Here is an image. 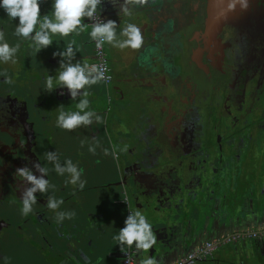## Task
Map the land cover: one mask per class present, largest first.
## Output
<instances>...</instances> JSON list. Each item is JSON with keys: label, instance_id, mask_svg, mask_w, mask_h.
<instances>
[{"label": "flooded vegetation", "instance_id": "flooded-vegetation-1", "mask_svg": "<svg viewBox=\"0 0 264 264\" xmlns=\"http://www.w3.org/2000/svg\"><path fill=\"white\" fill-rule=\"evenodd\" d=\"M211 3L129 0L131 15L124 16L104 0L101 17L116 22L117 36L134 23L143 43L123 50L103 45L111 79L86 86L89 107L101 121L73 130L57 127L56 116L75 110L80 97L70 100L66 89L63 95L59 88L47 92L44 77L58 68L52 52L70 41L74 50L80 47L74 62L96 67L91 24L85 36H53V45L36 52L13 35L18 18L0 9V32L18 46L16 64H0V264H78L70 250L78 249L74 232L81 222L108 228L116 213L123 227L129 209L144 212L146 206L151 214L194 208L215 231L226 224L247 230L224 239L251 240L237 264H264V236H241L264 231V0L238 9L216 31L207 26ZM40 13L51 16V0ZM146 40L156 44L153 63L159 69L155 77H132L126 57L131 50L140 55ZM50 151L61 164L71 159L83 170V189L52 170L45 159ZM35 163L49 169L51 187L36 193L25 216L19 198L27 185L15 170L28 167L39 175ZM48 196L62 200L56 211L72 217L57 223L46 207ZM231 217L236 220L228 223ZM192 239L216 246L221 238L199 233Z\"/></svg>", "mask_w": 264, "mask_h": 264}, {"label": "clouds", "instance_id": "clouds-1", "mask_svg": "<svg viewBox=\"0 0 264 264\" xmlns=\"http://www.w3.org/2000/svg\"><path fill=\"white\" fill-rule=\"evenodd\" d=\"M45 0H0V9L6 16L13 20L18 18L15 24L13 35L29 42V46L34 51L39 52L53 45L52 37L59 35L67 37L70 34H79L88 30L91 24L89 36L95 42L96 48L102 47L105 43L118 49H139L143 43L141 29L134 23H126L120 30L119 37L116 33L117 24L114 20L103 19L101 17L102 4L104 0H51V16L41 15L40 5ZM114 6H119V14L130 16L131 10L128 7L129 0H110ZM143 4L145 0H138ZM249 0H230L228 9L234 10L237 6L241 10H246ZM87 19L88 23L83 22ZM18 46H11L0 32V64H16V53ZM73 42H68L62 50L52 52L53 57H59L58 70L55 75L44 77V88L47 92L59 88L60 94H67L70 100L80 99L75 103V110H59L56 116V126L64 130H73L81 125L87 126L101 121V117L89 107V92L86 86L96 84L103 78V71L95 66H90L87 61L73 62L76 56ZM85 89L84 91H79ZM90 152L95 149L89 147ZM107 155V150H105ZM45 159L51 163L52 170L57 175H67V183L84 187L81 180L82 169L78 168L71 159H65L63 164L59 161L54 151L47 152ZM32 167L39 175H34L28 167H20L15 170V176L21 181L23 190L20 194L21 214L28 215L33 211V205L37 203L36 193L44 194L51 187L47 178L49 169L42 167L40 163H35ZM63 203L62 200L54 196H48L46 207L55 212L57 223L65 218H71L74 213L56 211ZM113 240L116 246L124 253L126 249L134 247L135 250L147 253L156 242V237L152 231V225L147 220L141 210L129 209L128 215L123 220V227L119 228L118 233L114 234ZM5 260L7 258H4ZM139 264H157L155 258L144 255L139 260Z\"/></svg>", "mask_w": 264, "mask_h": 264}, {"label": "water", "instance_id": "water-1", "mask_svg": "<svg viewBox=\"0 0 264 264\" xmlns=\"http://www.w3.org/2000/svg\"><path fill=\"white\" fill-rule=\"evenodd\" d=\"M253 1L249 0V5ZM229 2L230 0H212L207 21V26L211 31L220 29L227 20L232 18L235 11L240 9L237 6L234 10L230 11L228 9ZM86 34V32H82V36ZM55 36L61 37L58 34ZM69 36H72V34ZM144 44L145 46L141 49V54L137 55L127 64V70L132 77L145 78L149 74L155 77L156 70L159 69L153 63L156 55V44L154 41L148 42V40ZM65 45L66 43H62L59 47L64 48ZM79 48V45H77L76 50ZM49 75H55V71ZM150 86L144 85L143 87L149 88ZM150 209H152L151 206H146L143 213L145 216H151L150 219L147 216L146 218L152 225L156 242L147 250V253L135 250L134 247L130 249L136 264H139V260L145 254L153 256L157 264H168L171 257L177 254L181 256L183 255L182 253L197 248L200 244H193L192 237L199 233L211 236L216 233L221 239L217 242L211 256L198 264H237L239 252L251 246V240L249 239L239 242H229L224 239L228 234L244 233L247 230L235 229L226 224L221 230L215 231L213 226L204 223L206 217L201 212L195 213L194 208H190V210L174 209L172 211L166 209L164 211V209L159 208L161 212H154L152 214L150 213ZM229 219L228 223L236 220L234 217ZM111 224L112 226L105 228L106 223H101L100 221L90 222L87 220L86 224L80 223L74 232L75 241L73 242L77 245L78 249L75 252L70 250V253L75 257L78 264H117L118 262L122 264L123 255L120 257L114 255L120 252L116 249V241L113 240L114 234L118 233L121 227V221L116 213ZM192 224L193 230L189 229V227L192 228ZM252 241L253 244H256L254 240Z\"/></svg>", "mask_w": 264, "mask_h": 264}, {"label": "built area", "instance_id": "built-area-1", "mask_svg": "<svg viewBox=\"0 0 264 264\" xmlns=\"http://www.w3.org/2000/svg\"><path fill=\"white\" fill-rule=\"evenodd\" d=\"M95 55L97 58L96 67L103 71L104 82H109L111 79V69L105 60V56L103 53V46L95 49ZM245 238L250 236H264V231L259 232L258 234H249V235H241ZM215 246L212 242H206L203 246L196 248L192 252L186 254L179 260L172 262L171 264H195L196 262H201L207 260L209 256H211ZM122 264H135L132 254L127 249L123 253Z\"/></svg>", "mask_w": 264, "mask_h": 264}, {"label": "crops", "instance_id": "crops-1", "mask_svg": "<svg viewBox=\"0 0 264 264\" xmlns=\"http://www.w3.org/2000/svg\"><path fill=\"white\" fill-rule=\"evenodd\" d=\"M61 49H63V48H61ZM136 56H137V55H136L135 51L133 52V51L131 50V51L129 52V54L127 55V57H126V62H127V64L130 63V61L133 60ZM127 64H126V65H127ZM126 67H127V66H126ZM99 198L102 199V197H99ZM215 234H216V233H215ZM212 236H213V235H212ZM212 236H211V237H212ZM203 244H204V243H201L200 245L197 246V248H198V247H201ZM195 249H196V248H195ZM195 249H190V251L182 253L183 255H181V256H179V255L177 254L176 256L171 257V259H170V261H169L168 264H171L172 262L181 259V258L184 257L186 254L192 252V251L195 250ZM184 250H186V249H184ZM188 250H189V249H188Z\"/></svg>", "mask_w": 264, "mask_h": 264}]
</instances>
